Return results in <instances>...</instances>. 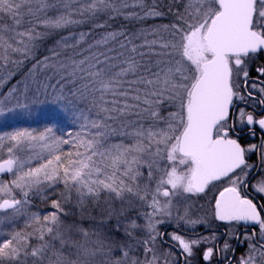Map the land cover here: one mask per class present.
Segmentation results:
<instances>
[{
  "label": "snow or ice",
  "instance_id": "obj_1",
  "mask_svg": "<svg viewBox=\"0 0 264 264\" xmlns=\"http://www.w3.org/2000/svg\"><path fill=\"white\" fill-rule=\"evenodd\" d=\"M260 52L264 0H0V90L34 61L0 93V117L47 105L54 122L0 133V264H97L98 255L101 264H189L209 237L161 226L206 224L190 201L222 180L214 219L259 231L229 237L247 242L241 256L227 240L219 251L231 250L228 264H264V203L241 190L256 167L246 154L258 150L264 172V142L244 147L227 124L234 101L257 99L254 91L264 106V65L250 67ZM238 115L264 130V117ZM69 117L78 126L57 134ZM252 187L264 194V176ZM35 199L55 211H32ZM72 207L95 226L66 223ZM166 236L174 243L163 248Z\"/></svg>",
  "mask_w": 264,
  "mask_h": 264
},
{
  "label": "flooded vegetation",
  "instance_id": "obj_2",
  "mask_svg": "<svg viewBox=\"0 0 264 264\" xmlns=\"http://www.w3.org/2000/svg\"><path fill=\"white\" fill-rule=\"evenodd\" d=\"M264 65V52L257 54L252 61H250V67L253 69ZM251 76L255 78L257 73L255 70L251 72ZM241 88L239 91L241 94L246 95V91L250 89H245L243 87V80L240 81ZM251 83V81L249 82ZM254 96L257 99H247L244 102L234 101L233 107L230 109L229 119L227 124L230 125L229 136L233 139H238L239 143L244 146H250L252 144L260 145L264 142V130H262L258 124L249 126L246 122L241 123L239 119V110L244 109L246 115L252 114L254 119L258 120L259 118L264 117V106L258 103V98L260 94L258 91H254ZM254 133V134H253ZM246 161L249 165H255L256 167L251 171L248 177V183L246 186H242V193L248 195L249 198H253L254 202L264 203V194H258L252 187V184L260 176H264V172H260L259 169L262 167L261 158L259 151H254L246 154ZM239 172V170H238ZM227 180H222L215 182L214 185L209 187V190L204 194L199 196H193L190 201L193 203L197 209V212L194 213L193 218L196 216L205 217L207 223L204 225H194V226H185L183 224H165L161 226V231L168 234L179 233L185 237L200 238V237H209L207 242L201 243L195 251V254L189 258V264H228L225 257H232V252L229 250L226 253H221L219 251L222 248L225 240L235 249V257L241 256V254L246 252L248 247L247 242L240 245L236 239H229L230 236H240L245 231L251 233L253 231L254 225H244V224H228L227 222H220L213 217V205L215 198L218 196V192L222 190L223 187L227 186ZM145 211H151L148 208ZM256 231H259L256 227ZM228 233V236H225V233ZM215 235L216 239H211ZM166 243H162L163 248H168L170 244L174 242L168 240L167 236L165 237ZM207 247H213L215 249L214 255L211 261H205L202 258L203 252ZM173 252L179 257L181 253L175 248L172 249ZM179 264H184L183 258L180 259ZM232 264H236V260L232 259Z\"/></svg>",
  "mask_w": 264,
  "mask_h": 264
},
{
  "label": "rangeland",
  "instance_id": "obj_3",
  "mask_svg": "<svg viewBox=\"0 0 264 264\" xmlns=\"http://www.w3.org/2000/svg\"><path fill=\"white\" fill-rule=\"evenodd\" d=\"M133 2V0H129V3L131 4ZM138 11L139 8H128L125 11ZM23 76V75H22ZM22 76H20V78H16L14 84L20 80L22 78ZM8 90L6 89V87L4 86V88L2 90H0V93L2 92H7ZM47 110V105L44 106H37L35 108L32 109L31 114H24L22 113V111L18 110L16 112H12L7 116L4 117H0V133L6 132V131H10L14 128H18V127H28V128H35V129H42L45 125L47 124H51L54 123L53 121L49 120L46 115L44 114V112H46ZM57 127H56V131L57 134L59 135H63L68 131H71L73 128L77 127V123H74L73 120L71 119V117H69L68 119L64 120L63 122H56ZM6 156V153L4 154ZM5 179H8V175L4 176ZM50 198L54 199L56 198L54 195L51 196ZM104 199V194H101V202ZM33 204L35 205V207H32L31 210L32 211H39L42 215L43 214H47L49 212L55 211V209L51 206L50 203L48 204H44L41 202L40 199H35L33 201ZM89 208L92 209V215L93 216H98L99 214V207H93V205L91 204V202L88 203L87 205ZM101 206L102 203H101ZM113 206L114 207H119V201H114L113 202ZM148 208H144L143 211L147 210ZM70 211H72L74 213V215H69L66 217H62V219L65 220L66 223L69 224H77L81 227H83L86 230H91L92 227L95 226L94 222L88 219H80V213L79 210L75 207H72L69 209ZM23 223V218H21V220L19 221V224ZM138 223H144V221L141 219L138 221ZM5 227H8V225H5ZM73 239H82L79 235L77 234H73ZM35 243V241H33ZM57 247H59V244L57 242ZM72 251L74 252L75 249H72ZM134 255H139V251L137 253H133ZM114 255H119V253H114ZM75 256H72V259H75ZM97 264H101V262L103 261V257L102 256H97L96 258Z\"/></svg>",
  "mask_w": 264,
  "mask_h": 264
},
{
  "label": "trees",
  "instance_id": "obj_4",
  "mask_svg": "<svg viewBox=\"0 0 264 264\" xmlns=\"http://www.w3.org/2000/svg\"><path fill=\"white\" fill-rule=\"evenodd\" d=\"M148 2L150 3V0H148ZM132 11V10H131ZM140 11V9L138 10ZM127 12V11H126ZM51 14V13H50ZM123 23V21H121ZM154 22H160V21H153V20H148L146 23H145V27L154 23ZM164 23H167L168 21L165 20V21H162ZM141 25L139 24H136L135 27H140ZM42 30V29H41ZM88 30V26L87 25H84V26H80L78 28H70V29H67L65 30L63 33H61L62 35H68V32L70 31H74V32H79V31H87ZM58 38V37H57ZM92 40V37H89V42H91ZM52 43V40H48L46 43H45V47H47L48 45H50ZM84 46V45H82ZM47 53L44 52L43 50H41L39 53H38V58L39 56H42V55H46ZM15 59H18L19 57H14ZM32 63H34V61H27L24 63V65L21 67V69L11 78V80H9L6 84H5V87L6 89L8 90L10 87H12V85H14V82L16 80V78H20V76L24 75L25 73L28 72V70L31 68L32 66ZM7 68H11L12 66L11 65H8L6 66Z\"/></svg>",
  "mask_w": 264,
  "mask_h": 264
}]
</instances>
